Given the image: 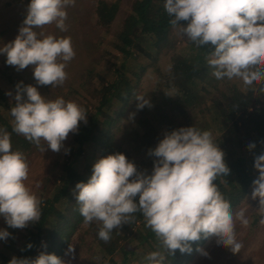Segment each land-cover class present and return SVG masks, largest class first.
I'll return each mask as SVG.
<instances>
[{"label": "clouds", "instance_id": "clouds-1", "mask_svg": "<svg viewBox=\"0 0 264 264\" xmlns=\"http://www.w3.org/2000/svg\"><path fill=\"white\" fill-rule=\"evenodd\" d=\"M74 2L31 0L19 34L0 48L7 55V64L18 70L34 66L39 85H62L67 79L66 64L75 56L71 39L38 33L34 28L55 23L66 31L64 9ZM164 8L172 17L170 24L180 26L181 34L197 47L213 46L206 60L216 79L238 78L246 88L264 82V0H165ZM181 21H186V26ZM16 87L15 104L10 109L12 129L42 152L45 144L59 152L69 133L78 131L79 122L87 123V112L76 102L62 97L48 99L37 87L22 82ZM136 99L138 109L152 106L145 94H136ZM255 147V143L248 145L249 149ZM148 154L156 157L151 174L138 171L123 153L109 154L94 163L87 182H78L74 189L84 223L99 222L98 237L108 242L114 229L141 213L145 226L170 254L177 249L190 253V242L202 235L216 236L219 245L239 252L235 221L244 226L249 221L243 210L233 214L230 202L214 183L218 177L227 176L230 169L211 132L193 126L174 129L166 132ZM254 167L259 175L253 181L251 196L259 198L260 223L264 224V153L255 157ZM28 177L25 155L12 150L10 134L0 129V216L12 228L23 229L40 220L42 201L26 183ZM9 236L6 229L0 230V239L7 240ZM73 251L69 245L65 254ZM198 251L207 255L202 249ZM144 259L149 264H163L165 256L152 251ZM9 264L67 262L55 254L41 252L34 259L14 256Z\"/></svg>", "mask_w": 264, "mask_h": 264}, {"label": "trees", "instance_id": "trees-1", "mask_svg": "<svg viewBox=\"0 0 264 264\" xmlns=\"http://www.w3.org/2000/svg\"><path fill=\"white\" fill-rule=\"evenodd\" d=\"M89 2H91L90 5L87 4L88 0H81V2L76 0L72 4L77 7L76 15L72 9L66 6L67 8L64 9L67 13L66 31H61L56 26L53 32L34 28L38 33L43 32L45 35L52 33L57 38L68 37L71 39L75 56L66 64L67 79L59 86L61 90L65 91L61 92L60 96L67 93L76 103L86 105L90 110L86 111L87 123L79 122L77 134L73 138L77 143V150H69L70 155L67 160L69 170L65 175L54 178V184L58 186L57 189L50 188L45 196H41L40 220L35 223L30 222L31 228L25 232V239L15 251L17 258H36L39 245L43 247V251L47 252L51 249L55 255L61 257L77 227L84 223L72 186L75 185L76 179L85 176V174L83 181L87 182L89 179L87 175L92 174L93 165L98 159L109 154L123 153L129 161L136 165L138 171H142L140 167L142 163L134 161L129 149L117 140L118 135L125 131L124 126L126 125V128L130 126L122 122L125 110L131 103L138 102L136 99L138 84H135L134 78L139 80L142 77L140 72H136L128 66V60L143 54V52L150 55L142 41L148 39L155 41L159 47L172 42L174 38L171 32L180 26L173 27L170 24L172 17L167 14L164 8L165 0H134L130 8L132 16H130L129 29L125 32L121 47L124 59L119 64H113L115 75L110 80L98 70L97 59L91 57L94 53L95 43L92 39L93 31L91 29L94 23L100 28L109 29L121 8V3L120 0H89ZM26 15V11L19 14L15 21L16 30L21 28ZM180 23L185 26L187 24L186 21ZM1 30L7 31L8 28L2 24ZM79 34L82 39L78 37ZM187 46L192 50L191 57L186 60L175 59L168 73H163L158 67L156 68L162 78L161 86L175 90L178 94L174 97L162 95L163 115L160 122H163L170 132L176 128H174L168 113L173 112L176 116H182L189 120L196 109L203 102L208 103L209 100H212L217 106L224 124L227 125L228 121H232L233 125L217 128L220 133L218 141L221 143V145H217L223 151L225 163L230 171L227 176L218 177L214 183L224 199L230 202L231 209H234L239 206L246 195L250 194L253 181L259 175L254 164L255 157L264 153V103L253 91H243L237 86H231L223 98L218 95L206 101L204 99L206 95L201 90V82L209 74L211 66L208 65L206 57L214 51V48L211 45L197 47L192 41ZM77 86L91 88L90 90L85 89L89 97H81ZM116 103H118V107L113 109L112 106ZM205 107L214 117L209 105L206 104ZM7 108L8 105L0 91V129H5L10 134V139L14 143L13 151H25L32 143L23 135L13 131L12 121L5 114ZM150 109L151 116H156L159 112V104L150 107ZM142 110L144 111L145 107ZM145 117L137 118V124L144 130V135L150 138V149H154L158 144L157 126ZM212 121L215 124V118ZM203 124V130L210 131L213 136L210 126L206 122ZM140 143H144L142 138ZM250 143H255L256 147L249 149ZM91 149H95L96 153ZM152 158L155 160L156 157L152 156ZM81 170L84 172L81 173ZM136 201L138 202V197ZM134 217L130 223L121 225V227L127 228V234H122L121 229L113 230L112 233L116 237H112L111 233V239L108 242H104L98 237L100 224L96 221L88 224V232L92 231L93 236L103 248L104 254L109 255L111 264H120L112 257L114 254L123 252L125 256H128L137 251L135 249H141V247L143 253L149 254L152 251L163 253L165 256L163 264H190L196 259L198 249L203 246V241L206 239L202 235L201 239L190 242L192 248L190 253H181L177 249L174 254H170L160 246V242L151 229L145 226L142 214L136 213ZM138 221H142L143 226L134 229L131 225ZM130 237L137 239L139 243L130 247ZM29 243L32 245L31 248L28 247Z\"/></svg>", "mask_w": 264, "mask_h": 264}, {"label": "rangeland", "instance_id": "rangeland-1", "mask_svg": "<svg viewBox=\"0 0 264 264\" xmlns=\"http://www.w3.org/2000/svg\"><path fill=\"white\" fill-rule=\"evenodd\" d=\"M76 1V0H75ZM134 0H120L121 8L117 13L114 21L112 22L109 29L100 28L94 23L92 27L94 39V53L91 55L94 59L99 62L97 68L99 71L103 72L102 75L108 79L114 78V68L113 64H119L123 61L124 57L121 53V47L124 42L125 32L129 29V24L131 21V4ZM31 0H0V48L4 45L13 42L17 37L19 30L15 29V21L19 14L22 12H27L28 5ZM81 2V0H80ZM88 5L91 4L88 0ZM159 5H161L159 3ZM79 6V5H78ZM85 6V5H84ZM82 6V7H84ZM68 8L72 9L74 15L77 13V7L74 5H68ZM65 7V8H67ZM79 12H81L79 10ZM73 15V14H72ZM73 15V16H74ZM2 24L7 26V31H2ZM55 23L44 26V30L47 32H53ZM53 35L52 33H50ZM174 38L172 42L165 43L163 47H159L155 41L145 40L142 41L146 47L148 53L143 52L136 57L130 58L128 61V66L136 72H140L141 76L138 80L134 78L135 84L137 85V94H145V98L149 99L151 102V107L159 104V112L156 116H151V109L145 105V110L137 108L138 102H133L125 110L123 114L122 122L124 124H129V128L125 127V131L118 135V141H120L125 148L129 149L134 161H137L142 168L141 172L146 174H151L154 161L151 155H149V150L151 147V141L148 136L144 135V130L137 124V118L146 116L153 125L157 126L158 131V143L163 139L166 132H169V128L160 122V118L163 115V105L161 103L162 95H166V92L174 93V96H178L177 92L172 89H166L161 86L162 78L158 74V67L163 73H168L172 67L173 61L175 59H188L192 55V50L188 48V43L190 40L186 35L181 34L180 28H176L171 32ZM81 37V34L78 35ZM76 37V38H78ZM78 38V39H79ZM82 39V38H80ZM7 55L4 52H0V91L2 92L4 101L7 103L8 108L5 111L6 117L11 121L13 117L10 114V109L15 104V94L17 91V85L22 82L23 85H33L37 87L40 94L48 99H56L62 97L65 101H74L71 99L69 94L61 95V90L59 86L52 87L51 85H39L34 78V66L29 65L22 70H18L16 66L7 64ZM214 69L211 67L209 74L204 81L201 82V90L206 95L204 99L206 101L211 97H224L229 92L231 86H237L243 91H253L258 97L261 98L264 103V92L261 88L264 87V82L255 83L250 87H245L241 80L234 78L229 80L227 78L218 80L212 75ZM88 90V86H86ZM77 91L81 94V97H89L87 89L81 86H77ZM86 89V90H85ZM172 96V97H174ZM208 99V100H207ZM83 100V99H81ZM79 104L85 111L90 110L86 105ZM206 104L209 105L210 109L213 111L214 117L211 116L210 110L207 109ZM118 107V103L112 106L113 109ZM130 114H134L130 118ZM170 120L173 122L174 128L179 129L180 127L193 126L200 130L204 129L203 122H206L213 131V138L216 144L221 145L218 141L219 138V128H226L227 126L233 125L232 121H228L227 125L223 123L221 119V113L217 106L212 100L203 102L200 107L196 109V112L191 116V119L187 120L182 116H176L173 112L168 113ZM144 118V117H143ZM215 118V124L212 121ZM218 128V129H217ZM224 130V129H223ZM77 132H70L65 141H63V147L59 152H53L45 144V151L42 152L35 144L22 151L25 155L27 162L29 164V177L26 183L31 188V190L41 198L42 195H46L47 191L51 188L53 190L57 189V184H54V178L57 176L65 175L69 167L67 165V160L69 158V150H77V143L74 142L73 138ZM141 138L144 143L141 144ZM11 141V145L13 146ZM43 144V141H42ZM98 147V145L96 144ZM219 147V146H218ZM65 149L68 151L66 152ZM92 152L96 153V150L91 149ZM81 173L84 171L81 170ZM86 176V174H85ZM83 176V177H85ZM91 174L87 175L90 178ZM83 177L76 179L75 185L72 186L73 193L75 186L78 182L83 181ZM250 189V194L243 198L239 206L232 209L233 214L243 210L245 218L248 219L249 224L244 226L239 220L235 221V234L237 242L241 244L239 252L231 251L230 247L221 246L217 243L216 236H209L203 241V246L200 248L207 255L203 254L201 251L198 252L196 259L190 264H264V224L260 223L261 214L258 212L259 208V198L252 199ZM75 195V194H74ZM76 196V195H75ZM142 222V221H141ZM138 221L136 224L131 225L134 229L136 227L142 228L143 223ZM145 223V221L143 220ZM99 224V222H97ZM31 228L29 223L25 228H12L7 225L5 218L0 216V230H7L10 236L7 240L0 239V264L8 263L14 256L16 257L17 246L20 245L24 238V234L27 230ZM120 231L122 234H127V228H116L114 230ZM112 237H116L112 233ZM139 241L133 237L129 239V246L133 247L138 244ZM71 245L74 249L73 252L65 254L66 250ZM64 248L61 254V259L66 261L67 264H111L109 255L104 254L103 248L100 246L96 238L93 236L91 230L88 232V224H81L77 227L75 233L70 239V243ZM134 253L125 256L123 252H118L112 257L116 262L120 264H149L144 257L147 253L142 252L141 249H135ZM161 250V249H160ZM43 251V247L39 245L37 248L38 256ZM47 253H53L51 249ZM107 255V256H106Z\"/></svg>", "mask_w": 264, "mask_h": 264}]
</instances>
